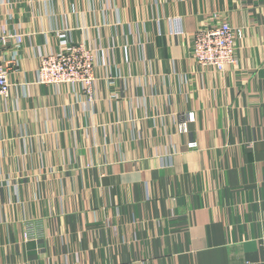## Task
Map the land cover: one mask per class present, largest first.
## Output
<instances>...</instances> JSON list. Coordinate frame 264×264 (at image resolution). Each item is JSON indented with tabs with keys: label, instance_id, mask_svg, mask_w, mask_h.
<instances>
[{
	"label": "crops",
	"instance_id": "0c3cea01",
	"mask_svg": "<svg viewBox=\"0 0 264 264\" xmlns=\"http://www.w3.org/2000/svg\"><path fill=\"white\" fill-rule=\"evenodd\" d=\"M15 10L27 37L0 98V264H264V0ZM221 21L243 37L214 73L189 38ZM65 28L96 50L92 100L36 84Z\"/></svg>",
	"mask_w": 264,
	"mask_h": 264
},
{
	"label": "built area",
	"instance_id": "2783aa9c",
	"mask_svg": "<svg viewBox=\"0 0 264 264\" xmlns=\"http://www.w3.org/2000/svg\"><path fill=\"white\" fill-rule=\"evenodd\" d=\"M22 0H0V98L10 97L13 83L11 76L16 68L20 66V46L24 43L27 35L20 29L11 26V21L16 12L15 8ZM57 48L53 51H42L38 55V66L36 69V84H54L57 86L68 84L73 88L81 86L83 94L90 89V83L86 81L72 82L67 77L59 75L56 68L58 63L69 62L78 52L71 30L65 28L57 31ZM182 36L184 31L177 29L174 33ZM243 37L240 29L232 27L227 21L215 24L203 25L197 29L189 38L190 53L198 67L214 73L223 72L238 64L237 49L239 39ZM91 63L96 57V50L83 44H78ZM83 54H81L83 56ZM51 66V69L46 67ZM46 71H49L48 74ZM192 116V117H191ZM193 119V115H189ZM181 131H187V124L180 125ZM194 146V144H191ZM25 234L24 239H29ZM151 264V263H145Z\"/></svg>",
	"mask_w": 264,
	"mask_h": 264
},
{
	"label": "rangeland",
	"instance_id": "374dc122",
	"mask_svg": "<svg viewBox=\"0 0 264 264\" xmlns=\"http://www.w3.org/2000/svg\"><path fill=\"white\" fill-rule=\"evenodd\" d=\"M56 35H58L57 32H56ZM72 44L77 46L78 52L76 53L74 57H72V59L69 62H62V63L57 62L58 67L56 68V70L61 76L67 77L69 75H72L70 77V79H72L71 83L72 82L77 83L78 81H86L88 83L89 81L90 83L89 85L91 87L90 89L85 90V95L88 96V98L92 100L94 97L96 69L98 66L97 55L95 59H93L90 63L87 56L82 53L83 50L80 51V49L82 48H79L78 44H83V42L74 41ZM81 54H83V56ZM46 68L49 70L51 69V66H48ZM46 72L48 74L49 71H46ZM44 85H48L50 87L54 86V84H44ZM25 234L29 235V233H24V236Z\"/></svg>",
	"mask_w": 264,
	"mask_h": 264
}]
</instances>
